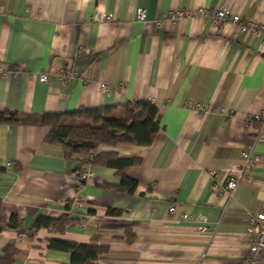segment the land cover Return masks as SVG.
Returning <instances> with one entry per match:
<instances>
[{"label":"crops","instance_id":"obj_1","mask_svg":"<svg viewBox=\"0 0 264 264\" xmlns=\"http://www.w3.org/2000/svg\"><path fill=\"white\" fill-rule=\"evenodd\" d=\"M221 6L264 22V0H0V109L41 115L149 100L160 117L147 146L98 147L140 158L125 170L137 182L132 193L102 164H88L81 180L83 157L45 141L47 125L0 123V264H70L52 239L106 245L97 264L242 263L248 217L264 212V141L253 142L260 123L246 122L264 114V44L200 12ZM174 9L199 13L158 26ZM99 14L112 18L93 19ZM251 144L259 161L226 202L210 172L239 174ZM75 195L80 202L70 207ZM182 212L205 216L208 231ZM64 216L60 230L34 225ZM255 264H264V250Z\"/></svg>","mask_w":264,"mask_h":264},{"label":"trees","instance_id":"obj_2","mask_svg":"<svg viewBox=\"0 0 264 264\" xmlns=\"http://www.w3.org/2000/svg\"><path fill=\"white\" fill-rule=\"evenodd\" d=\"M30 122L49 127L45 141L58 143L65 155L80 154L83 164L98 163L115 168L120 178L117 188L132 193L137 185L125 170L137 164L139 157L125 158L114 151H99L98 147L135 144L147 146L152 143L160 129L159 111L149 100L126 101L122 104L78 107L64 112H45L41 115L0 109V123ZM91 155V159L87 158ZM108 213H118L109 209ZM67 217H38L35 226H47L60 230ZM50 247L70 253V264H97L96 260L107 251L106 245L96 241L78 243L52 239Z\"/></svg>","mask_w":264,"mask_h":264},{"label":"built area","instance_id":"obj_3","mask_svg":"<svg viewBox=\"0 0 264 264\" xmlns=\"http://www.w3.org/2000/svg\"><path fill=\"white\" fill-rule=\"evenodd\" d=\"M201 14L205 17H209L212 19V22L217 27L222 24H231L239 29L241 32L249 33L254 36H259L261 43L264 44V22L258 21L256 19L243 18L238 13H233L227 6H221L215 9L202 8L200 10ZM199 11L192 10L189 11L187 9H174L169 11L167 14L162 15L157 19V25L161 26L165 21L169 22H177L178 20L185 17H195ZM111 14H99L95 15L93 19L95 20H111ZM136 18L140 21H143L146 18V11L143 8L137 9ZM83 49L80 46L78 48V53L82 52ZM22 70L21 67L16 69L17 72ZM72 76H77V71L73 70L71 73ZM38 80L40 82H46L47 80V71H42L39 74ZM101 89L107 90V85L105 83H101ZM191 107L198 111L199 113H207L211 109H208L204 104L199 102H191ZM257 121L260 123V127L257 129L254 143L259 141H264V114H249L247 115L246 122L251 124L252 122ZM241 160L237 163V171L239 174H236L233 171H229L224 174L222 178H218L215 170L210 172L212 177L211 188L213 191H220L224 197L225 201L228 202L233 193L238 186L240 176L243 174H248L251 172L253 165L259 161V156L254 154L253 145H246L240 152ZM91 159V155L87 158ZM11 162L4 163V166L9 168L11 166ZM88 164H83L80 171L81 180H85L90 176V172L87 169ZM1 166V162H0ZM80 202V199L77 195L72 198L70 202V207L77 206ZM169 212H175L176 208L174 206L169 207ZM181 219H193L199 223L198 229L200 232H207L208 227L206 226V217L190 215L188 213L182 212L180 214ZM83 223V220H82ZM247 236L249 237L248 248L245 253V256L242 260L241 264H255V261L259 255V253L264 250V212L250 214L248 217V225H247Z\"/></svg>","mask_w":264,"mask_h":264}]
</instances>
